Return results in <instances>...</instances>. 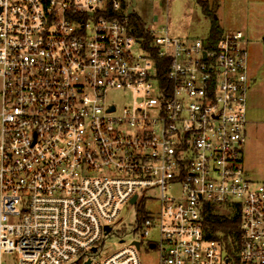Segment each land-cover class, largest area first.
<instances>
[{"label":"built area","instance_id":"2783aa9c","mask_svg":"<svg viewBox=\"0 0 264 264\" xmlns=\"http://www.w3.org/2000/svg\"><path fill=\"white\" fill-rule=\"evenodd\" d=\"M129 6L0 0V264H142L144 246L159 264H264L244 32L210 46L149 27L146 45ZM208 203L239 214V263L206 237ZM127 204L136 236L99 258Z\"/></svg>","mask_w":264,"mask_h":264},{"label":"rangeland","instance_id":"374dc122","mask_svg":"<svg viewBox=\"0 0 264 264\" xmlns=\"http://www.w3.org/2000/svg\"><path fill=\"white\" fill-rule=\"evenodd\" d=\"M129 1V0H127ZM210 6L216 3L214 17L225 32L241 30L245 34L246 47L249 55V77L253 87L249 91V104L254 114L251 133L247 137L244 150V169L248 179L264 182V0H206ZM134 13L144 22L148 29H165L169 35L180 40H207L211 19L204 15L198 0H136ZM111 101L118 102V93L110 96ZM158 197V194L156 195ZM158 200L146 202V209L157 211ZM221 211L229 210L219 207ZM137 216L134 205H123L121 214L113 223L114 232L105 236L103 247L98 257L111 255L123 246L121 236L126 243L132 241L133 228ZM157 233L152 232L151 239H156ZM142 264H159V254L156 249L145 246L140 252ZM14 255H4V263L13 264Z\"/></svg>","mask_w":264,"mask_h":264},{"label":"trees","instance_id":"16d2710c","mask_svg":"<svg viewBox=\"0 0 264 264\" xmlns=\"http://www.w3.org/2000/svg\"><path fill=\"white\" fill-rule=\"evenodd\" d=\"M198 3L200 4L204 15L211 19V26L207 40L209 41L210 46L215 45L224 34V31L218 24L217 18L214 17L216 3L213 4V7H211L209 2L206 0H198ZM129 17L134 34L138 38L143 39L146 45H149L152 42L153 38L149 30L145 27V22L134 12H132ZM158 64L159 70L162 69V61H158ZM164 74L165 69H162V78H164ZM203 218L206 237L219 241L225 247L228 258L230 260H234L236 263H239V214H234L232 212H223L218 206L208 203L206 204Z\"/></svg>","mask_w":264,"mask_h":264},{"label":"crops","instance_id":"0c3cea01","mask_svg":"<svg viewBox=\"0 0 264 264\" xmlns=\"http://www.w3.org/2000/svg\"><path fill=\"white\" fill-rule=\"evenodd\" d=\"M225 32H227V31H225ZM252 87H253V81L251 82V77H250V87H249V91H251ZM249 101H250V99H249V92H248V124H247V128H246V139L249 136V133H251V124L254 121V114H253V112H251ZM246 145H247V140H246Z\"/></svg>","mask_w":264,"mask_h":264},{"label":"water","instance_id":"95a60500","mask_svg":"<svg viewBox=\"0 0 264 264\" xmlns=\"http://www.w3.org/2000/svg\"><path fill=\"white\" fill-rule=\"evenodd\" d=\"M135 6H136V0H133V4L129 6V10H128L130 14L133 12ZM135 200L136 197L133 198L132 202H134ZM137 246H139V243H137ZM151 247L154 248V244H152Z\"/></svg>","mask_w":264,"mask_h":264},{"label":"flooded vegetation","instance_id":"af4514ba","mask_svg":"<svg viewBox=\"0 0 264 264\" xmlns=\"http://www.w3.org/2000/svg\"><path fill=\"white\" fill-rule=\"evenodd\" d=\"M129 2H130V5L133 4V0H129ZM136 3H137V2H136ZM134 9H135V7H134ZM133 12H134V10H133Z\"/></svg>","mask_w":264,"mask_h":264}]
</instances>
